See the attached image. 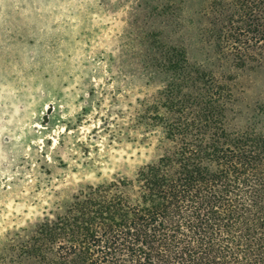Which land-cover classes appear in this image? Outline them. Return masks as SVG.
<instances>
[{"label":"rangeland","instance_id":"1","mask_svg":"<svg viewBox=\"0 0 264 264\" xmlns=\"http://www.w3.org/2000/svg\"><path fill=\"white\" fill-rule=\"evenodd\" d=\"M204 3L0 0V251L88 188L133 180L162 155L161 129L140 117L165 79L142 75L140 44H184L190 62L207 63ZM250 65L230 124L264 133V64Z\"/></svg>","mask_w":264,"mask_h":264},{"label":"trees","instance_id":"2","mask_svg":"<svg viewBox=\"0 0 264 264\" xmlns=\"http://www.w3.org/2000/svg\"><path fill=\"white\" fill-rule=\"evenodd\" d=\"M205 1L211 64L184 44H140L142 75L165 79L140 117L161 129L162 155L133 180L88 188L0 264H264V133L230 124L240 70L264 64V0Z\"/></svg>","mask_w":264,"mask_h":264}]
</instances>
